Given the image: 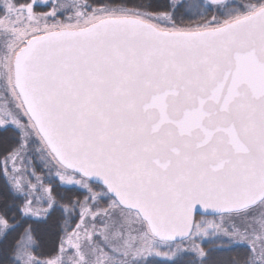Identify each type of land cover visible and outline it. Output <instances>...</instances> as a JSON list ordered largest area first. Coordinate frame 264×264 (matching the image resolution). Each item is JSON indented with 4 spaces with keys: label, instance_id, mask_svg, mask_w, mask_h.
Masks as SVG:
<instances>
[{
    "label": "snow or ice",
    "instance_id": "6c2138e0",
    "mask_svg": "<svg viewBox=\"0 0 264 264\" xmlns=\"http://www.w3.org/2000/svg\"><path fill=\"white\" fill-rule=\"evenodd\" d=\"M0 264H264V0H0Z\"/></svg>",
    "mask_w": 264,
    "mask_h": 264
}]
</instances>
